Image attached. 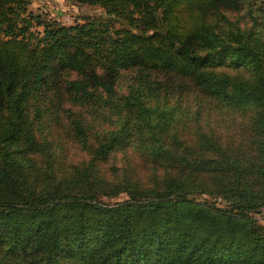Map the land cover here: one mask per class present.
I'll return each instance as SVG.
<instances>
[{
	"label": "trees",
	"instance_id": "1",
	"mask_svg": "<svg viewBox=\"0 0 264 264\" xmlns=\"http://www.w3.org/2000/svg\"><path fill=\"white\" fill-rule=\"evenodd\" d=\"M80 1L104 15L0 0V264H264V8ZM63 114L68 174L39 159Z\"/></svg>",
	"mask_w": 264,
	"mask_h": 264
},
{
	"label": "rangeland",
	"instance_id": "2",
	"mask_svg": "<svg viewBox=\"0 0 264 264\" xmlns=\"http://www.w3.org/2000/svg\"><path fill=\"white\" fill-rule=\"evenodd\" d=\"M27 8L34 13H40L46 19L63 24L82 22L86 18L104 15V10L100 5L89 4L80 0H31ZM261 8H264V0H242L237 10L227 11V13L231 20L243 26L251 22L249 12H252L254 16H259ZM32 28L39 29L41 26L33 25ZM49 117H45V124L40 127L39 137L46 132V138L49 140L52 150L42 154L39 159L45 162L51 160L56 166L61 167L57 172L62 171L67 174L72 173L71 170L75 166H86L89 154L86 150H81L80 145L69 138L67 130L70 129V122L68 124L66 114H63L60 118H55V115H49ZM96 118V123L103 124L102 117ZM47 154H49L48 157L45 156ZM138 167H140V163H138ZM191 195L199 199H214V197L205 193H193ZM126 197L127 193L125 191H120L117 195L102 196L103 199L108 201L121 200ZM216 202L218 204L226 203L221 198H217ZM252 213L258 222L264 224V205L256 211H252Z\"/></svg>",
	"mask_w": 264,
	"mask_h": 264
}]
</instances>
